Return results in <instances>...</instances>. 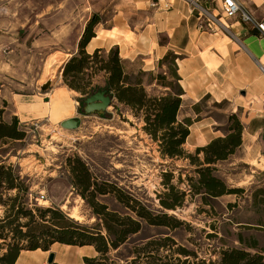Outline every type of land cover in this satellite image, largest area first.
Returning a JSON list of instances; mask_svg holds the SVG:
<instances>
[{
  "label": "rangeland",
  "instance_id": "1",
  "mask_svg": "<svg viewBox=\"0 0 264 264\" xmlns=\"http://www.w3.org/2000/svg\"><path fill=\"white\" fill-rule=\"evenodd\" d=\"M142 6L141 0H76V36L94 12H99L102 16L100 26L108 25L104 20L117 9L126 11L131 21H145L147 12L143 15ZM197 11V8L193 9V12ZM59 59L57 56L48 63L46 72L40 78H17L16 82L11 83L10 89L52 91L63 84L60 74L66 61ZM126 65L131 71L141 68L138 60L127 62ZM148 77L150 75L146 74L145 78ZM48 79L52 80V85L44 91L41 83ZM94 83H105L103 72L94 77ZM148 89L151 91L152 87ZM88 94L71 92L75 104L73 115L80 119L78 127H63L60 118L52 116H42L27 123L20 121V126L27 130L26 137L12 139L0 145V161L13 163L29 184L28 197L31 204L60 206L70 216L84 222L92 223L97 219L90 205L71 182L67 157L76 153L98 177L117 182L157 209L161 206L158 192L165 187L162 182L164 171H173V182H178L181 188L187 189L183 205L168 211L185 219L188 224L168 228L144 221L140 231L131 234L123 246L114 250L122 258L130 253L135 244H143L149 238L165 235H171L180 244L196 249L200 256L211 255L213 259L217 257L214 250L223 246L245 245L238 238L240 232L246 237L254 235L264 243V117L260 130L251 132L245 126L251 117L248 116V111L244 112L241 107L234 109L227 100L214 101L209 98L202 101L199 121L191 129L195 136L187 138L184 144L188 151L195 152L199 146L196 145L197 142H209V137L214 134L224 135L233 122L229 118L232 112H236L244 124L242 143L227 158L215 164V173L229 185L242 187V191L209 196L204 201L201 194L190 192L188 175H195L196 164L191 163L189 158L162 156L157 142L143 130V121L128 111L125 105H120L115 97L105 112L86 113L83 98ZM5 103L1 100L0 118L3 119ZM188 114L197 116L190 102L184 104L180 117ZM13 116L6 117L5 120H11ZM206 128L210 130L209 137L202 133ZM200 156H203L202 152ZM15 191L13 189L8 194H14ZM99 199L111 207L124 209L112 194L100 195ZM2 213L3 207L0 204V214ZM51 253H54V260L63 264H87L84 257L95 255L96 250L91 245L56 242L47 251L49 256ZM33 256L25 254L23 258L26 260Z\"/></svg>",
  "mask_w": 264,
  "mask_h": 264
},
{
  "label": "trees",
  "instance_id": "2",
  "mask_svg": "<svg viewBox=\"0 0 264 264\" xmlns=\"http://www.w3.org/2000/svg\"><path fill=\"white\" fill-rule=\"evenodd\" d=\"M100 21L102 16L99 12H94L87 20L77 51L63 66L64 82L82 94L108 88L118 103L127 105L130 112L143 121V130L157 142L162 156L189 158L196 164L195 175H188L192 194H201L207 201L209 196L242 191V187L229 185L215 173V164L227 158L242 143L244 124L237 113L229 114L233 122L224 135L197 146L195 152L188 151L184 144L191 132V124L199 119L202 101L211 96L206 94L193 104L196 117L186 115L181 118L185 93L178 72L181 54L169 49L159 59L157 70L141 67L131 71L118 46L111 47L109 51L102 47L92 52L87 50ZM100 72L104 74L103 85L94 83V77ZM146 74L150 77L145 78ZM148 84H152L151 91ZM26 135L27 130L20 126L16 115L11 120L0 118V145L12 139H23ZM67 163L72 184L97 217L92 223L70 216L60 206L31 204L29 184L13 163L0 161V204L3 207L0 214V264H17L22 250H48L56 242L93 246L96 254L84 257L87 264H264V243L254 235L246 237L241 232L238 238L245 245L223 246L214 250L217 253L215 259L211 255L200 256L196 249L180 244L171 235L152 237L143 244H135L122 258L114 250L123 246L131 234L140 231L144 221L168 228L188 224L185 219L168 211L183 205L187 189L173 182V171H164L162 182L165 187L158 192L161 206L157 209L117 182L98 177L79 154L69 155ZM13 189L15 193L8 194ZM106 194L114 195L124 209L111 207L99 199L100 195ZM45 264L63 263L53 260Z\"/></svg>",
  "mask_w": 264,
  "mask_h": 264
},
{
  "label": "crops",
  "instance_id": "3",
  "mask_svg": "<svg viewBox=\"0 0 264 264\" xmlns=\"http://www.w3.org/2000/svg\"><path fill=\"white\" fill-rule=\"evenodd\" d=\"M141 2L143 15L147 12L145 21H131L126 11L117 9L104 20L108 25L100 26L103 19L96 25V35L88 42L87 50L92 52L102 47L109 51L118 46L126 62L138 60L142 68L157 70L159 59L173 49L181 54L178 72L185 89L182 107L187 102L193 106L206 94L212 100L227 99L234 109L241 107L248 111L251 117L245 126L251 132H258L264 117V71L259 66L260 62L264 63V35L250 24L238 21L232 25L241 41L221 31L206 29L200 26L198 12H193L186 0ZM246 3L258 18L264 17V0H246ZM84 26L76 36V0H0V106L1 100L6 102L5 119L16 115L27 123L42 116L60 121L76 117L71 92L77 91L64 82L62 73L63 84L50 92L10 88L17 78H40L47 64L57 56L67 61L78 49ZM209 131L206 128L202 133L208 136ZM193 136L191 131L188 139ZM214 136H208L209 140ZM33 251L22 250L17 264L48 262V250ZM25 254L34 256L25 260Z\"/></svg>",
  "mask_w": 264,
  "mask_h": 264
},
{
  "label": "built area",
  "instance_id": "4",
  "mask_svg": "<svg viewBox=\"0 0 264 264\" xmlns=\"http://www.w3.org/2000/svg\"><path fill=\"white\" fill-rule=\"evenodd\" d=\"M191 8H197L200 26L213 31H221L229 38L241 41L234 31L232 22L250 24L253 29L264 35V17L258 18L250 9L246 0H186ZM264 71V63H259ZM44 197V194H42Z\"/></svg>",
  "mask_w": 264,
  "mask_h": 264
},
{
  "label": "water",
  "instance_id": "5",
  "mask_svg": "<svg viewBox=\"0 0 264 264\" xmlns=\"http://www.w3.org/2000/svg\"><path fill=\"white\" fill-rule=\"evenodd\" d=\"M52 85V80L48 79L42 84V89L44 91L48 90ZM114 95L109 91L108 88H102L93 91L83 98L84 111L86 113L91 112H105L108 107L112 104ZM80 119L78 117H68L61 121V125L66 128H76L79 126ZM54 260V253H51L49 256V262Z\"/></svg>",
  "mask_w": 264,
  "mask_h": 264
}]
</instances>
